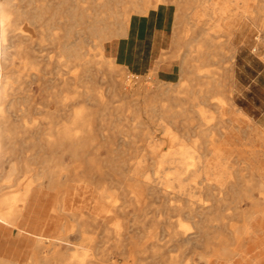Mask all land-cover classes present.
I'll list each match as a JSON object with an SVG mask.
<instances>
[{
  "label": "bare ground",
  "instance_id": "bare-ground-1",
  "mask_svg": "<svg viewBox=\"0 0 264 264\" xmlns=\"http://www.w3.org/2000/svg\"><path fill=\"white\" fill-rule=\"evenodd\" d=\"M122 1L125 0H105L103 3L83 6L74 0H54L51 6L50 0H41L40 5L37 6L35 3L36 6H31L34 5L32 0L27 3V7L21 8L13 0H0V177H4L5 182L12 183L16 171L31 172L23 182L16 184L17 188L13 192H6L7 184L0 183V237H5L12 230H16L18 235L24 234V230L18 227L20 218L28 211V204L34 193L33 188L45 184L51 192L50 212L67 215L69 220L63 223L56 237L36 236L35 250L28 264H49L51 261L54 264H100V260L91 258L89 253L92 250L91 246L75 247L67 241V237L73 230L74 223L78 227H93L96 220L103 218L107 211H104L99 203L94 202L93 205L89 203L85 207L90 209L91 218L77 216L81 212L78 206L75 211H70V203L63 202L66 185L73 183L94 186L95 201L110 205L107 218L112 220L119 212L116 199L104 186L97 187L104 177L95 169L96 150L92 149L99 137L106 139L107 135L104 131L92 129V120L88 115L75 112L67 125L58 126L44 143L40 142L41 147L45 146L51 150V156L40 160L43 166L39 170L25 163L23 166L12 165L7 171L4 168L5 163L9 162L7 155L16 153L15 146L18 143L15 139L19 137V129L22 128L24 134L31 137L37 132L36 128L32 129L33 126H16L14 124L16 120L11 118L13 109L19 101L13 95L10 82L16 55L21 56L16 44L28 31L25 27H19L20 22L22 18L35 22L44 16V12L51 9L49 20L63 16L66 19L64 26L68 28L69 33L80 27L77 32L85 34L83 38H91L104 47V54L97 61L100 67L97 73L92 75L91 69L87 66L88 61L83 60L78 51L82 48L84 39L76 45L75 42L69 43V37H66L67 42H63V48L69 49L68 56L72 60L65 62V65L68 69L70 66L81 67L82 74L78 76L73 72L71 75L59 73L53 78L50 77L54 86L60 87V90L69 94V98L76 103L80 97L85 100H96L93 91L101 82L104 90L111 94L112 100L116 97L122 104L134 103L139 106L137 107L140 114L144 113L145 116L138 119V124H145L146 120L155 123L153 126L150 125L152 127L150 139L154 144L149 147L152 158L156 159L153 174L150 176L145 170V165L138 163L132 175L139 186L135 192V211L142 212L147 205L153 216H165V221L155 224L152 232L146 235V241L131 243L132 249H129V254L133 251L132 254L135 255L150 247L153 254L161 256L164 253L177 252L174 256L168 255L160 264L164 262L195 264L194 258L204 264H241L240 261L245 260L242 247L253 233V222L258 217H264V163H252L258 162L257 158L250 160L248 165L253 172L251 178L244 181L243 175L228 171L229 166L223 156L225 139L235 129L242 132L228 121L227 110H236L240 116L251 120L233 103L232 92L228 88L233 78L232 63L236 50L231 44L230 36L243 30L244 16L231 23L221 18L223 13H220L213 31V28L193 30L186 46L189 48L187 59L186 54L180 53V43L187 36H183L182 32L185 30L181 29L184 23L182 17L185 15L177 13L182 9L178 6L175 18L173 17L175 22L169 44L154 47L151 59H147L141 65H130L124 59L127 50L123 44H118L121 42L119 37L130 36L132 24L131 20L119 19L121 14L118 12V5ZM165 1L167 0H131L130 6L122 8L133 7L137 11H143L142 3L147 2L155 10L164 5ZM217 5V10L221 12L229 10L225 3ZM204 7L211 10L209 6ZM27 9L36 12H25ZM149 13L142 14V17L146 18ZM129 17L132 18L133 14ZM251 22L258 24L256 27L264 32V21ZM50 24L51 21L46 22V25ZM178 28L182 35H179ZM211 31L223 33L228 37L226 51L220 55L224 70L221 82L216 79L215 70L210 69L217 61L215 49L211 50L216 45L212 42ZM196 38L200 39L202 44L197 48L193 46ZM256 39L258 41V38ZM21 57L27 59L32 55L23 54ZM34 63L23 61V64L30 67ZM215 93H219L220 98L211 100ZM182 94L185 95L186 101L182 99ZM55 101L58 102L59 98H55ZM185 104H188V108L183 107ZM202 104L203 108L195 109ZM190 114L198 117L199 133L204 136V141L199 147L195 146L196 148L184 144L181 139L182 136L192 135L195 131L190 122L192 117ZM126 120L131 122L129 118ZM117 133L121 135L123 131L119 130ZM158 134L162 137L158 138ZM212 135H216L217 139L213 137L206 139V136ZM158 144H166L169 147L163 151ZM58 154L60 156H57ZM66 155H69L74 163L78 162L79 167L87 160L89 165L87 170H81L82 173L78 172V176L77 172L75 175L65 173L69 168L64 161ZM106 164L108 171L104 175L111 183L116 184V179L110 173L113 170L112 163L108 161ZM118 167V170L125 171L128 165L120 158ZM184 221H189L191 227ZM82 241L85 243L90 239L83 236ZM45 242H52L53 253L50 256L47 255ZM57 246H63L65 252L61 253ZM69 252L71 254H68ZM0 264L12 263L0 259Z\"/></svg>",
  "mask_w": 264,
  "mask_h": 264
},
{
  "label": "rangeland",
  "instance_id": "rangeland-1",
  "mask_svg": "<svg viewBox=\"0 0 264 264\" xmlns=\"http://www.w3.org/2000/svg\"><path fill=\"white\" fill-rule=\"evenodd\" d=\"M74 1L83 6H87L90 3L96 4L105 2V0ZM130 1L131 0H125L119 3L118 12L121 14L120 20L133 21L138 16H142V14L154 10L147 2L142 3L143 11H137L133 7L123 9L122 7L124 6H130ZM13 2L23 8L27 7V3L32 2V0H13ZM53 2L54 0H50L51 6ZM33 3L34 5L31 4V6H38L41 0H33ZM223 3L229 6V10L225 11V13L217 10V4ZM166 4H170L171 8L175 11L178 6L182 7L181 11L177 13L185 15L184 18L182 17L184 23L181 27V29L185 31L182 32L180 28H178V30H180L179 35L183 33V36L185 35V37H187L180 43V53L183 55L186 54L187 59L189 58V48L186 46L192 36L193 30L199 31L200 29L213 28V31L220 13H223L221 18H225L226 21L231 23L240 19L241 16H244L245 25L243 30L235 32L234 35L232 34L233 37L230 36L231 44L232 46L234 45L236 50L232 63L233 78L228 88L231 89L233 103L240 109L239 105L235 103V96L237 93L235 60L240 54L241 56H247L249 59H253L260 67L264 66V32L261 31V28L256 27L258 24L256 25L251 22V20L255 22L259 21V23L264 21V0H179L178 2L167 0L164 2V5ZM252 5H254L253 8L251 7ZM204 6H209L211 10H208V8ZM21 11L23 12V10ZM24 11L29 13L36 12L33 9ZM51 12V9L44 12V16L41 19H37L35 22L30 21L28 18H22L20 22L19 27H25L28 31L24 33L25 37H21L17 41L16 47L21 54L18 53L21 56L23 54H28L32 55V57L26 59L16 55L14 60V72L10 77V82L13 88V95L15 98H18L19 101L13 109L11 118L16 120L14 122L16 126H33L32 129L36 128L37 132L35 131L36 135L31 137L24 134L22 128L19 129V137L17 140L15 139L18 143L15 146L17 147V150H15L16 153L7 155L9 162L5 163L4 168L7 171L12 165L17 164L18 166H23L25 163L30 165L31 168L34 167L39 170L43 166L40 164V160L48 159L51 156V150L45 146L41 147L40 142L44 143L50 137L52 131L58 128V126L67 125L75 112L88 115L92 120V129L104 131L107 135L106 139L99 137L95 147L92 149V151L96 150L94 157H96L95 164L97 165L95 169L99 170V172L103 174L102 177H104L97 187L104 186L116 199L119 212H117L112 220H109L107 216L111 209L110 205L98 200L95 201L96 188L94 186L68 183L66 189L71 188L75 191L77 196L85 197L88 204L91 203V205H93L94 202L99 203L107 213L103 218L96 220L95 226L90 228L85 226L78 227L74 223L73 230H71V233L67 237V241L75 247H79L80 245L91 246L92 250L89 252L91 258L93 260H100V264H160L162 260L165 261L168 258V255L174 256L177 252L164 253V255L162 254L161 256L157 253L153 254L150 247H148L147 250L139 252L138 254L133 255V251V254L132 252L129 254V249H132L131 243L134 244L136 242L146 241V235L152 232L155 224L158 222L160 223V221L164 223L165 221V216H153L152 210L147 208V205L143 208L142 212L135 211V192L139 189V186L132 175L138 163L145 165V170L150 176L153 174V165L156 159L152 158L149 147L154 144L150 139V131L152 128L151 126L155 125V123L146 120L145 124H138V119L145 116L144 113L140 114L139 106L134 105V103L132 105L122 104V101H119L116 97L112 100L111 94L107 90H104V86L101 82L96 85L93 91L96 100H85V98L80 97L76 103L69 98V94L65 91H61L60 87L54 86L52 83L53 81H50V77L53 78L59 73H67V75L70 73L71 75L73 72V74L76 73L78 76L82 74L81 67L77 68L75 66H70L68 69V66L66 67L65 65V62L72 60V58L68 56L70 52L69 49L65 50L63 48V42H67L66 37H69L68 42H72V44L73 42H75V44H80V41L84 39L81 44L82 48L78 51L82 55V59L88 61L87 66L91 69L92 75H95L100 67L97 61H99L104 54V47L91 38H83L86 35L77 32L80 27L73 29V31L69 33L68 28L64 26L66 19L63 16L54 17L49 20L48 15ZM130 14H133L132 18L129 17ZM208 15L212 16L208 17ZM225 20L223 21L226 22ZM49 21H51V24L46 25V22ZM212 31V42L216 45L212 47L211 50L215 49L214 54L217 55L215 60H217L218 63L216 61V64L212 65L210 69L213 68L215 70V77L219 81L224 78V76L221 78V74L222 72L224 73V70L220 55L226 51L228 37L223 33H213ZM256 38H258V41ZM118 39L121 41L122 39H126V37H119ZM201 45L200 39L196 38L193 42V46L197 48ZM73 46L75 45H72V47ZM23 61H33L35 63L30 67L29 65L23 64ZM193 63L197 64L196 62H192V64ZM36 74L38 76H36ZM99 75L102 77L101 74ZM57 97L59 98L58 102L55 101ZM181 97L183 100H187L184 94H182ZM217 98H220L219 93H215L214 98L211 100H216ZM183 107L188 108V104L183 105ZM203 107L204 105L202 104L200 107H195V109ZM190 115L192 116V121L190 120V122L195 131L192 135L182 136L181 139L183 143L188 146L199 147L204 141V136L199 133L198 117L193 114ZM226 117L228 121L237 126L242 132H238V130L235 129L232 134L225 139V143L223 142L224 140L222 141L224 144L223 156L226 158L225 162H227L229 166L228 171L243 175L244 181H247L251 178L250 175L253 172V169L249 167L248 163L251 162L253 158H257L259 161H252V163H264V123L252 116H248L251 120L245 119L240 116L236 110H227ZM127 118H129L131 122H128V120H126ZM119 130L123 131L121 135L117 133ZM159 137H162V135L158 134V138ZM211 137L217 139L216 135L206 136V139ZM158 146H160L163 151L169 147L166 144H158ZM57 156L60 155L58 154ZM208 157L210 158L211 156ZM34 158L38 160L36 161ZM120 158L124 159L128 165L125 171L118 170ZM64 161L66 166L69 167H66L68 172L66 169L65 173L69 175L72 173L75 175L78 172L82 173V171L87 170L89 166L87 160H85L80 164L83 168L79 167V163L71 161L69 155L65 156ZM70 161L73 162V164ZM106 161L112 163L113 170H111L110 173L112 177L116 179V184L111 183L110 179L104 175V173L108 171ZM74 169L77 170L75 171ZM71 170H73V172ZM15 173L12 183H7L4 177H0V183L7 184L8 188H6V192L15 191L17 188L16 184L23 182L25 177L31 174V172L24 170H19ZM78 175L79 173L77 176ZM32 192L41 193L51 200L49 197L51 192L45 184L43 186L34 187ZM254 193L257 194L256 191H254ZM48 207V203H41L38 205V210L44 211V208L46 209ZM89 210L88 208L83 209L77 216L91 218ZM59 216L62 221L60 224L61 228L63 223L69 220V217L64 214H59ZM184 223L191 227L189 221H184ZM60 228L53 237L58 235ZM38 235L52 238L47 231L36 232L33 236H28L23 233L18 235L16 230H12L11 233L5 237L1 236L0 259L12 264H28L35 250L34 242ZM83 236L88 237L90 241L84 243L82 241ZM51 243L52 242H45L48 256L53 253ZM249 243L250 242L244 243L242 249L244 250ZM57 249L61 253L65 252L63 246H57ZM124 249L127 251H124ZM68 254H71V252ZM128 256H131V258L129 259ZM253 258L255 259V256L249 253L245 256V260H241L240 262L241 264H256ZM194 259L195 264H204L202 261H198L196 258ZM49 264L54 263L51 261ZM162 264L168 263L164 262Z\"/></svg>",
  "mask_w": 264,
  "mask_h": 264
},
{
  "label": "crops",
  "instance_id": "crops-1",
  "mask_svg": "<svg viewBox=\"0 0 264 264\" xmlns=\"http://www.w3.org/2000/svg\"><path fill=\"white\" fill-rule=\"evenodd\" d=\"M175 10L170 4L160 5L152 10L146 18L138 16L132 21L130 36L122 39L118 44H123L127 50L124 59L130 65H141L147 59H151L153 48L169 44L174 28ZM168 40V41H166ZM236 96L235 103L247 116H252L264 123V66L257 64L253 59L240 54L235 60ZM250 118V117H249ZM43 199V200H42ZM70 203V211H79L88 206L85 197H79L71 188L66 189L64 201ZM52 201L41 193H33L28 211L22 214L18 227L24 230V234L33 236L34 233L47 231L51 237L58 232L61 218L50 212ZM48 203L49 207L44 211L38 210V205ZM75 209V210H74ZM253 233L248 237L250 242L243 250L245 256H255L256 264L264 263V217H258L253 222ZM249 252V253H248ZM253 260V261H254Z\"/></svg>",
  "mask_w": 264,
  "mask_h": 264
}]
</instances>
